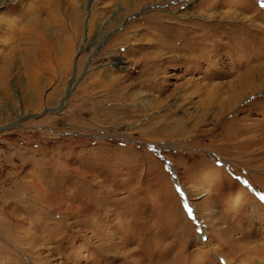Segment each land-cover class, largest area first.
I'll return each instance as SVG.
<instances>
[{"label":"rangeland","instance_id":"1","mask_svg":"<svg viewBox=\"0 0 264 264\" xmlns=\"http://www.w3.org/2000/svg\"><path fill=\"white\" fill-rule=\"evenodd\" d=\"M261 3L0 0V264H264Z\"/></svg>","mask_w":264,"mask_h":264},{"label":"water","instance_id":"2","mask_svg":"<svg viewBox=\"0 0 264 264\" xmlns=\"http://www.w3.org/2000/svg\"><path fill=\"white\" fill-rule=\"evenodd\" d=\"M70 89H67L65 92V95H67L69 93Z\"/></svg>","mask_w":264,"mask_h":264},{"label":"snow or ice","instance_id":"3","mask_svg":"<svg viewBox=\"0 0 264 264\" xmlns=\"http://www.w3.org/2000/svg\"><path fill=\"white\" fill-rule=\"evenodd\" d=\"M261 7H264V3H261Z\"/></svg>","mask_w":264,"mask_h":264}]
</instances>
